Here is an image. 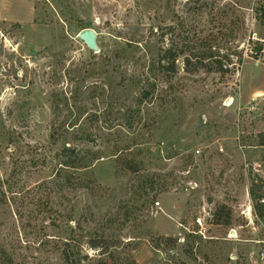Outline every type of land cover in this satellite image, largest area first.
Instances as JSON below:
<instances>
[{
	"label": "rangeland",
	"instance_id": "374dc122",
	"mask_svg": "<svg viewBox=\"0 0 264 264\" xmlns=\"http://www.w3.org/2000/svg\"><path fill=\"white\" fill-rule=\"evenodd\" d=\"M193 1L198 29L240 50L235 71L159 70L155 27ZM210 2L225 13L210 17ZM258 6L0 0V264H64L65 245L76 264H255L264 53L249 58L246 39L264 48ZM63 146L95 159L67 178ZM99 237L104 254L84 244Z\"/></svg>",
	"mask_w": 264,
	"mask_h": 264
},
{
	"label": "trees",
	"instance_id": "16d2710c",
	"mask_svg": "<svg viewBox=\"0 0 264 264\" xmlns=\"http://www.w3.org/2000/svg\"><path fill=\"white\" fill-rule=\"evenodd\" d=\"M195 1L191 2V6L184 7L181 15L177 16L174 26H156L155 35L156 42L158 44L156 53V64L161 72L165 74H173L176 72V64L178 61L182 64V70L185 73L192 74L198 71H205L208 73H220L225 74L229 70H236L235 64L231 63L235 59L236 51L234 48L226 47V45L221 44L216 36L208 31V34H203L197 27L196 18L200 15L197 11ZM212 3V4H211ZM214 2L210 4H203L202 7H207L212 5L214 13L210 12V17L220 16L225 13L226 7L221 5L220 2L213 5ZM254 19L259 23V25L264 26V6H258L253 9ZM224 39L226 38V34ZM228 37V36H227ZM246 44L248 46L247 56L253 60H257V57L264 53V48L261 43L255 41L251 42L250 38L246 39ZM240 53V52H239ZM240 61V60H237ZM232 72V71H231ZM59 135V134H58ZM55 138L53 134L50 136V140L54 142ZM61 152L66 155L62 156L64 161L57 164L59 169L64 168V173H68V177H72L76 170L85 168L89 162L95 159V154L93 156H80L79 150L76 148H71L69 146L62 147ZM60 165V166H59ZM58 176V175H57ZM76 185H79L76 183ZM253 186L248 190V194L253 195ZM86 247L92 251L98 250L101 254L107 252L108 243L105 239L99 237L98 239L87 240L84 243ZM67 245L60 249V256L64 264H76L73 259L74 255H78V246H75L74 252H68ZM72 251V249H70ZM95 264H116L114 261H102L98 260Z\"/></svg>",
	"mask_w": 264,
	"mask_h": 264
},
{
	"label": "built area",
	"instance_id": "2783aa9c",
	"mask_svg": "<svg viewBox=\"0 0 264 264\" xmlns=\"http://www.w3.org/2000/svg\"><path fill=\"white\" fill-rule=\"evenodd\" d=\"M29 1H36V0H29ZM194 157H199L201 155V152L197 149L193 151ZM260 204L264 207V200H260ZM157 205V203H156ZM196 223L198 224V220H196ZM261 224V238L254 241L255 251L253 252V260L255 264H264V215L261 218L260 221Z\"/></svg>",
	"mask_w": 264,
	"mask_h": 264
},
{
	"label": "water",
	"instance_id": "95a60500",
	"mask_svg": "<svg viewBox=\"0 0 264 264\" xmlns=\"http://www.w3.org/2000/svg\"><path fill=\"white\" fill-rule=\"evenodd\" d=\"M78 39L85 45L86 48H88L92 52L97 51V47L95 45V36L91 30H81L78 33Z\"/></svg>",
	"mask_w": 264,
	"mask_h": 264
}]
</instances>
